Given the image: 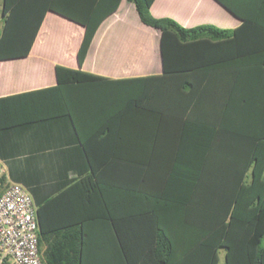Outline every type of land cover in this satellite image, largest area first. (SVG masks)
<instances>
[{
    "label": "trees",
    "instance_id": "1",
    "mask_svg": "<svg viewBox=\"0 0 264 264\" xmlns=\"http://www.w3.org/2000/svg\"><path fill=\"white\" fill-rule=\"evenodd\" d=\"M96 1L72 11L67 0H0V61L26 57L53 11L85 28L77 55L82 66L99 25L121 0H108L104 11ZM128 1L143 24L161 31L163 75L122 80L127 85L112 94L118 99L98 102V77L58 66L55 86L0 98V131L66 118L89 170L37 202L43 264H69V255L71 264H218L220 249L224 264H264V42L255 41L264 28L245 20L235 30L186 29L152 17L154 0ZM230 69L237 74L232 91L225 86ZM215 81L218 87L208 84ZM177 102L192 134L180 147L191 146L194 154L163 163L148 158L147 166L146 158L109 155L114 136L127 145L131 131L158 130L173 110L164 103ZM197 117L195 131L188 122ZM134 161L137 171H129ZM118 164L127 171H112ZM3 184L1 178L0 194ZM75 190L86 218L51 221L50 206Z\"/></svg>",
    "mask_w": 264,
    "mask_h": 264
},
{
    "label": "crops",
    "instance_id": "2",
    "mask_svg": "<svg viewBox=\"0 0 264 264\" xmlns=\"http://www.w3.org/2000/svg\"><path fill=\"white\" fill-rule=\"evenodd\" d=\"M222 1L228 7L219 0H154L149 12L154 18L172 19L186 29L211 25L222 30H235L245 20H251L252 27L258 30L264 28V0ZM67 2L72 11H82L90 5L88 0ZM110 4L108 0L95 2L100 11L106 10ZM233 11L241 15H236ZM84 33L85 28L81 24L48 11L29 54L24 58L0 61V98L55 86L58 66L79 69L98 77L96 84L103 95L98 98V102L115 99L114 91L127 85L121 84L122 80L163 75L161 31L140 21L134 3L121 0L118 8L103 19L82 66H79L77 55ZM261 36L263 35L257 36L256 43L264 42V38L260 39ZM243 41L248 43L250 40L247 37ZM236 75L234 69L228 71L229 79L228 82L225 81V86L231 91L234 90ZM208 84L218 87L216 81ZM164 107L165 110L169 107L173 110L166 112L158 130L131 131L124 138L129 142L127 145L119 142L120 136H114L116 144L107 150L109 155L146 158L143 162L147 166L148 158H160L159 163H163L162 158L186 155V151L194 154L191 146L184 150L180 147V142L192 135L186 129V116L181 111L183 105L178 102L168 105L164 103ZM208 121V125L212 127V120ZM188 123L195 130L194 125L200 126L202 122L197 117ZM104 152L106 150H102L101 154ZM215 155L214 150L210 157ZM137 164V161L131 162L128 170L137 171L133 168ZM151 165H154V160L147 170L152 171ZM0 166L4 185L16 183L23 186L31 195L36 208L37 202L59 195L89 171L82 149L76 143L73 129L66 118L0 131ZM111 170L127 171L121 164L112 166ZM77 195L76 190L72 191L63 200L50 206L48 218L56 223H61L62 220L72 223L86 218L87 208ZM70 258L71 255L69 264Z\"/></svg>",
    "mask_w": 264,
    "mask_h": 264
},
{
    "label": "built area",
    "instance_id": "3",
    "mask_svg": "<svg viewBox=\"0 0 264 264\" xmlns=\"http://www.w3.org/2000/svg\"><path fill=\"white\" fill-rule=\"evenodd\" d=\"M2 172L0 166V180ZM0 264H43L37 208L28 191L16 183L4 185L0 194Z\"/></svg>",
    "mask_w": 264,
    "mask_h": 264
},
{
    "label": "rangeland",
    "instance_id": "4",
    "mask_svg": "<svg viewBox=\"0 0 264 264\" xmlns=\"http://www.w3.org/2000/svg\"><path fill=\"white\" fill-rule=\"evenodd\" d=\"M0 32H1V22H0ZM4 187V184L2 185V189ZM218 256H219V263L218 264H224V251L222 249L219 250L218 252Z\"/></svg>",
    "mask_w": 264,
    "mask_h": 264
}]
</instances>
